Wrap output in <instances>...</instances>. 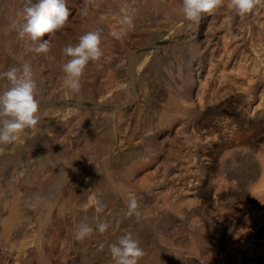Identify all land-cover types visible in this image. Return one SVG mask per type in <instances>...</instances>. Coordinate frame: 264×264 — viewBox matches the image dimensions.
<instances>
[{
	"label": "rangeland",
	"instance_id": "obj_1",
	"mask_svg": "<svg viewBox=\"0 0 264 264\" xmlns=\"http://www.w3.org/2000/svg\"><path fill=\"white\" fill-rule=\"evenodd\" d=\"M23 2L0 0V72L20 67L22 61L32 64L40 91L37 97L40 108L42 104H48L47 109L68 110V123L62 135L65 154L72 156L71 151L75 149L81 154L75 160L74 173L67 175L64 181L69 204L65 212L68 223L64 245L56 247L51 264H114L108 245L115 243L125 231L133 233L144 252L149 249L157 253L156 257L143 256L138 264H252L251 261L264 264V192L257 191L264 178L261 172L264 168V6L239 16L227 7L225 0V4L211 14H202L199 23H195L179 14L181 0H98L100 6L90 8L86 18L80 14L82 0H67L71 15L65 27L59 33L41 38L52 41L51 50L45 55L29 52L28 42L18 39L11 28V23L19 18ZM127 12L133 15V27L121 39L115 40L111 33L119 30L118 22ZM66 27L69 31L73 29L72 34ZM96 28L103 30L101 47L104 56L97 63L90 62L81 77L80 91L86 96L83 105L88 109H81L80 113L77 105L81 100L63 83L62 65L67 58L62 49L77 43L79 36ZM5 85L6 80L0 79V90ZM171 98L178 101L177 106L169 101ZM85 112L92 114L87 116ZM42 136L46 138L44 131ZM86 137L96 140L92 149L85 143ZM98 140H114L107 165L116 168L119 151L128 147V162L134 166L128 164L113 170L110 178L113 185L123 191L127 188V193L125 199L119 197V200L107 201L104 206L100 221L109 224L108 230L104 234L94 232L90 238L76 241L74 231L80 221L79 206L84 200L80 193L89 183L88 172L102 176L106 184L103 190L111 191L99 162L102 148ZM17 174L0 172L3 197L9 198L11 186L29 187L22 184ZM256 174H261V181ZM228 175L234 183L231 184ZM129 194L137 196L138 220L126 215ZM116 220H119L117 225L121 227V233L115 235ZM191 243L195 248L192 252L189 251ZM4 249V246L0 247V264H14L12 256ZM25 255L26 259L18 264H38L34 256Z\"/></svg>",
	"mask_w": 264,
	"mask_h": 264
},
{
	"label": "bare ground",
	"instance_id": "obj_2",
	"mask_svg": "<svg viewBox=\"0 0 264 264\" xmlns=\"http://www.w3.org/2000/svg\"><path fill=\"white\" fill-rule=\"evenodd\" d=\"M22 1V0H21ZM83 1V0H82ZM128 1V0H127ZM132 1V0H130ZM18 2V1H17ZM159 2V1H158ZM125 4V3H124ZM134 4V2H133ZM161 4V3H160ZM130 5V4H129ZM225 6V5H224ZM3 7V6H2ZM164 7V6H163ZM228 7V6H227ZM127 8V7H126ZM165 9V8H164ZM132 10V9H131ZM145 12V11H144ZM11 15V14H10ZM173 15V14H172ZM153 16V15H152ZM81 17V16H80ZM160 17V16H159ZM86 18V17H85ZM157 18V17H156ZM184 18V17H183ZM232 18V17H231ZM82 19V18H81ZM80 19V20H81ZM176 20L175 18H173ZM5 20V19H4ZM153 20V19H152ZM180 20V19H179ZM182 20V19H181ZM186 21V20H185ZM8 22V21H7ZM97 22V21H96ZM99 22V21H98ZM93 23V22H92ZM188 23V22H187ZM191 23V22H190ZM154 24V23H153ZM193 24V23H192ZM68 25V24H67ZM104 25V24H103ZM188 25V24H187ZM196 25V24H195ZM118 26V25H117ZM108 27V26H107ZM144 27V26H143ZM192 27V25H191ZM190 27V28H191ZM197 27V26H196ZM208 27V26H207ZM250 27V26H249ZM172 29L171 27H169ZM67 29V27H66ZM97 29V28H96ZM186 29V28H185ZM184 29V30H185ZM188 29V27H187ZM257 29V28H256ZM69 31V29H67ZM73 29H70V31ZM155 30V29H154ZM175 30V29H174ZM69 31V33H70ZM130 31V30H129ZM136 31V30H135ZM167 31V30H166ZM181 31V30H180ZM192 31V30H191ZM63 32V31H62ZM73 32V31H72ZM75 32V31H74ZM161 32V31H160ZM179 32V31H177ZM228 32V31H227ZM59 33V32H58ZM64 33V32H63ZM67 33V32H66ZM68 33V34H69ZM76 33V32H75ZM168 33V32H167ZM171 33V32H170ZM182 33V32H181ZM67 34V35H68ZM72 34V33H70ZM142 34V33H141ZM7 35V34H6ZM65 35V34H64ZM66 35V36H67ZM185 35V34H184ZM69 36V35H68ZM71 36V35H70ZM160 36V35H158ZM169 36V35H168ZM241 36V35H240ZM57 37V36H56ZM175 37V36H174ZM61 38V37H60ZM68 38V37H67ZM137 38V37H136ZM170 38V36H169ZM192 38V37H191ZM226 38V37H225ZM254 38V37H253ZM43 39V38H42ZM45 39V38H44ZM115 39V38H114ZM165 39V38H163ZM174 39V38H173ZM182 39V37H181ZM180 39V40H181ZM189 39V38H188ZM16 40V39H15ZM54 40V39H53ZM59 40V39H58ZM57 40V41H58ZM116 40V39H115ZM161 40V39H160ZM166 40V39H165ZM56 41V42H57ZM63 41V40H61ZM60 41V42H61ZM154 41V40H153ZM175 41V40H174ZM20 42V41H19ZM52 42V41H51ZM55 43V41H53ZM59 42V41H58ZM172 42V41H171ZM177 42V41H175ZM174 42V43H175ZM180 42V41H179ZM185 42V41H184ZM191 42V41H190ZM207 42V41H206ZM227 42V41H226ZM225 42V43H226ZM14 43V42H13ZM17 43V42H16ZM27 43V42H25ZM115 43H117L115 41ZM120 43V42H119ZM118 43V45H120ZM24 44V43H22ZM66 44V43H65ZM133 44V43H132ZM146 44V43H145ZM149 43H147L148 45ZM192 44V43H191ZM7 45H9L7 43ZM52 45V44H51ZM117 45V44H116ZM180 45V44H178ZM64 46V45H63ZM146 46V45H145ZM185 46V45H184ZM15 47V46H13ZM116 47V46H114ZM134 47V46H133ZM147 47V46H146ZM153 47V46H152ZM244 47V46H243ZM10 48V47H9ZM8 48V49H9ZM18 48V47H17ZM113 48V47H112ZM142 48V47H141ZM162 48V47H161ZM165 48V47H164ZM178 48V47H177ZM190 48V47H189ZM222 48V47H221ZM19 49V48H18ZM117 49V48H116ZM119 49V48H118ZM140 49V48H139ZM158 49V48H157ZM180 49V48H178ZM219 50V49H218ZM234 50V49H233ZM5 51V50H4ZM114 51V50H112ZM136 51V50H135ZM151 51V49H150ZM169 51V50H168ZM22 52V51H21ZM115 52V51H114ZM117 52V51H116ZM115 52V53H116ZM129 52V51H127ZM132 52V51H131ZM156 52V51H155ZM167 52V51H166ZM206 52V51H205ZM136 53V52H135ZM162 53V52H161ZM249 53H251L249 51ZM3 54V53H2ZM120 54V53H119ZM133 54V53H132ZM137 54V53H136ZM139 54V53H138ZM168 54V53H167ZM179 54V53H178ZM176 54V56L178 55ZM185 54V53H183ZM9 55V54H8ZM107 55V54H106ZM111 55V54H110ZM114 55V54H113ZM112 55V57H114ZM148 55V54H147ZM170 55V54H169ZM252 56L254 54H251ZM39 56V55H38ZM37 56V57H38ZM141 56V55H140ZM202 56V55H201ZM200 56V57H201ZM206 56V55H205ZM248 56V55H247ZM40 57V56H39ZM155 57V56H152ZM11 58V57H10ZM26 58V57H25ZM120 58V57H119ZM130 58V57H127ZM16 59V58H15ZM55 59V58H54ZM59 59V58H58ZM112 59V58H111ZM136 59V58H135ZM147 58L144 59V61ZM182 59V58H181ZM200 59V58H199ZM251 59V58H250ZM1 60V58H0ZM13 60V59H12ZM22 60V59H21ZM110 60V59H109ZM108 60V61H109ZM128 60V59H126ZM178 60V58H177ZM256 60V58H255ZM14 61V60H13ZM18 61V60H17ZM30 61V60H29ZM107 61V60H106ZM111 61V60H110ZM125 61V60H124ZM123 61V62H124ZM159 61V60H158ZM58 62V61H57ZM126 62V61H125ZM129 62V61H128ZM179 62V61H178ZM210 62V61H209ZM22 63H25L22 61ZM108 63V62H107ZM134 63V62H133ZM157 63V62H156ZM161 63V62H160ZM224 63V62H223ZM259 63V62H258ZM104 64V63H102ZM128 64V63H127ZM165 64V63H164ZM181 64V63H180ZM203 64V63H202ZM212 64V63H211ZM214 64V63H213ZM212 64V65H213ZM227 64V63H225ZM249 64V63H248ZM152 65V64H151ZM32 66V64H31ZM105 66V65H104ZM103 66V67H104ZM129 66V65H128ZM141 66V64L139 65ZM158 66V65H157ZM183 66V65H182ZM193 66V65H192ZM205 66V65H204ZM55 67V66H54ZM108 67V66H107ZM130 67V66H129ZM159 67V66H158ZM203 67V66H202ZM7 67H5L6 69ZM51 68V67H50ZM53 68V67H52ZM149 68V67H148ZM160 68V67H159ZM167 68V67H166ZM191 68V67H190ZM214 68V67H213ZM224 68V67H223ZM227 68V67H226ZM1 69V68H0ZM88 69V68H87ZM101 69V68H100ZM125 69V68H124ZM130 69V68H129ZM183 69V68H182ZM96 70V69H95ZM106 70V69H105ZM122 70V68H121ZM144 70V69H143ZM201 70V69H200ZM210 70V69H209ZM132 71V70H131ZM140 71V70H138ZM152 71V70H151ZM164 71V70H163ZM166 71V70H165ZM208 71V70H207ZM4 72V71H3ZM44 72V71H43ZM94 72V71H93ZM116 72V71H115ZM126 72V71H125ZM129 72V71H128ZM136 72V71H135ZM155 72V70H154ZM169 72V71H168ZM159 73V71H158ZM196 73V72H194ZM228 73V72H227ZM124 74V73H123ZM136 74V73H135ZM162 74V73H161ZM85 75V74H84ZM83 75V77H84ZM89 75V74H88ZM126 75V74H124ZM141 75V74H139ZM167 75V74H166ZM87 76V75H86ZM195 76V75H194ZM38 77V76H36ZM56 77V76H55ZM116 77V76H115ZM126 76H124L123 79H125ZM200 77V76H199ZM39 78V77H38ZM132 78V77H131ZM186 78V77H185ZM196 78V77H195ZM204 78V77H203ZM208 78V77H207ZM135 79V78H134ZM157 79V78H156ZM256 79V77H255ZM40 80V79H39ZM154 80V79H153ZM201 80V78H200ZM37 81V80H36ZM41 81V80H40ZM123 81V80H122ZM126 81V80H125ZM128 81V80H127ZM203 81V80H202ZM201 81V83H202ZM42 82V81H41ZM99 82V81H98ZM197 82V81H196ZM209 82V81H207ZM105 83V82H104ZM162 83V82H161ZM168 83V82H167ZM42 84V83H41ZM123 84V82H122ZM135 84V83H134ZM224 84V83H223ZM136 85V84H135ZM161 85V84H160ZM195 85V84H194ZM231 85V84H230ZM46 86V85H44ZM204 86V84H203ZM97 87V86H95ZM104 87V86H103ZM133 87V86H132ZM131 88V86H130ZM158 88V87H157ZM205 88V86H204ZM221 88V87H220ZM262 88V87H261ZM194 89V88H193ZM232 89V88H231ZM106 90V89H105ZM127 90V88H126ZM44 91V90H43ZM262 91V90H261ZM40 92V91H39ZM92 92V91H90ZM202 92V91H201ZM135 93V92H134ZM133 93V94H134ZM137 93V92H136ZM213 93V92H212ZM261 93V92H260ZM202 94V93H201ZM55 95V94H54ZM68 95V94H66ZM138 95V94H137ZM183 95V94H182ZM41 96V95H39ZM43 96V95H42ZM131 96V95H130ZM139 96V95H138ZM74 97V96H73ZM77 99H80L81 102L77 105L79 109L86 110L88 109L83 105V99L85 96V93H82L80 91L78 94H76ZM75 97V98H76ZM40 98V97H39ZM70 98V97H68ZM88 98V97H87ZM123 98V97H122ZM127 98V97H126ZM46 99V98H45ZM257 99V98H256ZM48 100V99H47ZM53 100V99H52ZM60 100V99H59ZM68 100V99H67ZM71 100V99H70ZM138 100V99H136ZM147 100V99H146ZM152 100V99H151ZM202 100V99H201ZM204 100V99H203ZM259 100V99H258ZM43 101V100H42ZM49 101V100H48ZM58 101V99H57ZM72 101V100H71ZM93 102L95 101L93 97ZM121 101V100H120ZM132 101V100H131ZM139 101V100H138ZM143 101V100H142ZM172 104L177 106L178 101L175 98H171L169 100ZM47 102V101H46ZM67 102V101H66ZM70 102V101H69ZM118 102V100H117ZM124 102V101H122ZM130 102V101H129ZM135 103V101H133ZM169 102V103H170ZM205 102V101H204ZM43 103V102H42ZM50 103V102H49ZM73 103V102H72ZM89 103V102H88ZM91 103V102H90ZM111 103V102H110ZM115 103V102H114ZM113 103V104H114ZM119 103V102H118ZM197 103V102H196ZM41 104V103H40ZM61 104V103H60ZM58 104V105H60ZM63 104V102H62ZM68 104V103H67ZM94 104V103H93ZM92 104V105H93ZM99 104V103H97ZM132 104V103H131ZM145 104V103H144ZM143 104V105H144ZM193 104V103H192ZM200 104V103H198ZM209 104V103H208ZM46 105L48 104H42L39 114H40V120L38 124L31 129H27L24 131V133L21 135L20 139L13 143L12 145L8 146H0V172H11V173H18L20 181L22 184L26 186V184L29 186L27 188H17L15 186H11L10 189V196L9 198H5L2 195V189L0 188V247L4 246V250H8V254L12 256L13 261H15L14 264H18V261L26 259V255L28 257L34 256L36 260L38 261V264H51V259L53 257V254L56 252V247L60 245H64V234L66 233V225L68 223L67 217H66V208L69 205L68 201L66 199V193L64 190V181L67 179V175H71L74 173L75 167L74 164L76 163L75 160L80 158L81 154L78 149H75L72 152L71 155L65 154V141L62 138L63 132L65 130L66 123V117L69 114L68 110L65 112H62L60 110H56L52 107L47 109ZM54 105V104H53ZM56 105V103H55ZM54 105V106H55ZM91 105V106H92ZM108 105V104H107ZM142 105V106H143ZM184 105V104H183ZM67 106V105H66ZM110 106V105H109ZM135 106V105H134ZM133 106V107H134ZM204 106V104H203ZM56 107V106H55ZM64 107V104L63 106ZM75 107V106H74ZM100 107V106H99ZM104 107V106H103ZM106 107V106H105ZM104 107V110H105ZM121 107V106H120ZM145 107V106H144ZM143 107V108H144ZM148 107V106H147ZM196 107V106H195ZM59 108V107H58ZM57 108V109H58ZM98 108V107H97ZM115 108V107H114ZM127 108V107H126ZM132 108V107H131ZM78 109V110H79ZM120 109V108H119ZM196 109V108H193ZM199 109V108H198ZM80 111V113L82 112ZM95 110V109H94ZM103 110V109H102ZM101 113H103V111ZM121 110V109H120ZM125 110V109H122ZM121 110V111H122ZM146 110V109H145ZM148 110V109H147ZM250 110V109H249ZM89 111V110H88ZM99 111V110H98ZM106 111V110H105ZM112 111V110H111ZM119 111V110H118ZM126 111V110H125ZM196 111V110H195ZM194 111V112H195ZM251 111V110H250ZM113 112V111H112ZM142 112V111H141ZM145 112V111H144ZM150 112V109H149ZM99 113V112H98ZM111 113V112H110ZM155 113V112H154ZM190 113V112H189ZM188 113V114H189ZM198 113V112H197ZM91 112H85V115L91 116ZM100 114V113H99ZM108 115V113H105ZM112 114V113H111ZM141 114V113H140ZM192 114V113H191ZM105 115V116H106ZM113 115V114H112ZM152 115V114H151ZM187 115V114H186ZM135 116V115H134ZM185 116V115H183ZM199 116V114H198ZM96 117V116H95ZM111 117V116H110ZM115 117V116H114ZM145 117V116H144ZM193 117V116H192ZM97 118V117H96ZM114 119V118H112ZM111 119V120H112ZM117 119V118H116ZM184 119V118H183ZM93 120V119H92ZM148 120V119H147ZM228 120V119H227ZM151 121V120H150ZM180 121V120H179ZM93 122V121H92ZM118 122V121H116ZM140 122V121H139ZM177 122V121H176ZM225 122V121H224ZM114 123V122H113ZM111 124V122H110ZM115 124V123H114ZM183 124V123H182ZM188 124V123H187ZM116 125V124H115ZM142 126V125H141ZM188 126V125H187ZM191 127V126H190ZM73 128V127H72ZM95 128V127H94ZM140 128V127H139ZM78 129V128H77ZM103 129V128H102ZM117 129V127H116ZM185 129V128H183ZM96 130V129H95ZM101 130V129H100ZM115 130V129H114ZM139 130V129H138ZM46 134V138L42 136V133ZM46 131V132H45ZM86 131V130H85ZM84 131V132H85ZM142 131V130H141ZM189 131V130H188ZM194 131V130H193ZM224 131V130H223ZM112 132V130H111ZM117 132V131H116ZM222 132V131H221ZM118 133V132H117ZM149 133V132H148ZM49 134V136H48ZM98 134V133H97ZM113 134V133H112ZM142 134H145L144 132ZM209 134V133H207ZM111 135V134H110ZM118 135V134H117ZM139 135V133H138ZM194 135V134H193ZM210 135V134H209ZM245 135V134H243ZM48 136V138H47ZM73 136V135H72ZM120 136V135H119ZM200 136V135H199ZM214 136V135H213ZM238 136V135H237ZM146 137V136H145ZM144 137V138H145ZM177 137V136H175ZM202 137V136H201ZM261 137V136H260ZM174 138V137H173ZM204 138V137H203ZM212 138V137H211ZM237 138V137H236ZM240 138V136L238 137ZM71 139V138H70ZM75 139V138H74ZM117 140V138H115ZM124 139V138H123ZM188 139V138H187ZM186 139V141H187ZM205 139V138H204ZM208 139V138H206ZM121 140V139H120ZM168 140V139H167ZM202 140V138H201ZM257 140V139H256ZM96 140L86 137L85 143L89 144L91 149L94 147V144ZM113 141L114 140H98V144L100 145L101 154L99 155V158L101 161V167L103 174L105 175V180H107V184L110 185L111 191H105L103 190V187L106 185L104 179L102 176L97 177L92 172H88V180L89 183L87 187L85 186L81 190V200L83 202L80 204V221H77L79 224L82 220L86 221L90 225H92L94 228L96 224L101 220L102 213L97 211L98 205L95 203L96 201H99L104 206L106 205L107 201H115L119 200L118 198L121 197L122 199L125 197L127 193V188H124L125 191L119 190L117 187H115L111 181V175L113 173V170L118 168H125L129 164L128 162V147L125 150V147L123 150L119 151V160L118 165L116 168L112 166L107 165V159L110 156V153L112 152L113 148ZM123 141V140H122ZM141 141V140H140ZM170 141V140H169ZM205 141V140H204ZM215 141V140H214ZM219 141V140H218ZM217 141V142H218ZM116 142V141H115ZM163 142V141H162ZM161 142V143H162ZM200 142V141H199ZM209 142V141H208ZM213 142V141H211ZM216 142V141H215ZM221 142V141H220ZM185 143V142H184ZM203 143V142H201ZM96 144V143H95ZM122 144V143H121ZM204 144V143H203ZM166 145V144H165ZM194 145V144H193ZM175 146V145H174ZM249 146V145H248ZM252 146V145H251ZM88 147V146H87ZM193 147V146H192ZM163 150V148H162ZM166 150V149H165ZM146 151V150H145ZM164 151V150H163ZM169 151V150H168ZM223 152V151H222ZM221 152V153H222ZM181 153V152H180ZM224 153V152H223ZM173 154V152H172ZM193 154V153H192ZM247 154V153H246ZM147 156V155H146ZM172 156V155H170ZM186 156V155H185ZM249 156V155H248ZM148 157V156H147ZM161 157V156H160ZM264 157V156H263ZM203 158V157H202ZM166 159V158H165ZM192 159V158H190ZM208 159V158H206ZM218 159V158H217ZM224 159V158H223ZM239 159V158H238ZM167 160V159H166ZM172 160V158H171ZM238 161L237 159H235ZM234 160V161H235ZM242 160V159H239ZM264 160V159H263ZM117 161V160H116ZM162 161V160H161ZM164 161V160H163ZM185 161V160H184ZM201 161V160H200ZM228 161V160H227ZM248 161V160H247ZM90 163V161H88ZM93 162V161H92ZM95 162V161H94ZM158 162V161H157ZM171 162V161H169ZM175 162V161H174ZM186 162V161H185ZM246 162V161H245ZM160 163V162H159ZM158 163V164H159ZM202 163V162H201ZM204 163V162H203ZM206 163V162H205ZM243 163V162H242ZM257 163V162H256ZM163 164V163H162ZM173 164V163H172ZM180 164V162H179ZM194 164V163H193ZM200 163H198L199 165ZM233 164V162H232ZM237 164V163H236ZM253 164V163H252ZM264 166V161H263ZM168 165V164H166ZM181 165V164H180ZM231 165V164H230ZM134 164L130 162L129 167H133ZM190 166V165H189ZM224 166V165H222ZM228 165H226L227 167ZM239 166V165H238ZM251 166V165H250ZM86 167V166H85ZM100 167V166H99ZM164 167V166H163ZM196 167V166H195ZM215 167V166H214ZM230 167V166H229ZM159 168V167H158ZM162 168V167H161ZM174 168V167H172ZM177 168V166L175 167ZM194 168V167H193ZM78 169V168H77ZM86 169V168H85ZM178 169V168H177ZM183 169V168H182ZM235 169V168H234ZM241 169V168H240ZM264 170V168H262ZM264 174V171H262ZM176 170V169H175ZM251 170V169H250ZM253 170V169H252ZM85 171V170H84ZM201 172V171H200ZM226 172V171H225ZM243 172V171H242ZM152 173V172H151ZM182 173V172H181ZM227 173V172H226ZM239 173V172H238ZM249 173V172H248ZM254 173V172H253ZM2 174V173H1ZM167 174V173H166ZM242 174V173H241ZM154 175V174H153ZM164 175V174H163ZM163 175H161L163 177ZM196 175V174H195ZM235 175V174H234ZM232 175V176H234ZM257 175V174H256ZM5 176V175H4ZM152 176V175H150ZM231 176V177H232ZM240 176V175H239ZM245 176V174H244ZM254 176V175H253ZM259 180L261 181L262 176L260 174L257 175ZM74 177V176H73ZM83 177V176H82ZM161 177V178H162ZM171 177V176H170ZM192 178V176H190ZM229 177V175H228ZM248 177V176H246ZM250 177V176H249ZM17 178V177H16ZM185 178V177H184ZM189 178V177H188ZM189 178V179H191ZM194 178V177H193ZM221 178V177H219ZM219 178H217L219 180ZM230 178V177H229ZM257 178V177H256ZM257 178V179H258ZM261 178V179H260ZM75 179V178H74ZM137 179V178H136ZM135 179V180H136ZM164 179V178H163ZM168 179V178H167ZM187 179V177H186ZM188 179V180H189ZM196 179V178H195ZM231 179V178H230ZM228 179V180H230ZM3 180V179H2ZM143 180V179H141ZM161 180V179H160ZM184 182L188 183V181ZM237 180V179H236ZM137 181V180H136ZM148 181V180H147ZM180 181V180H179ZM194 181V180H193ZM191 180V182H193ZM199 181H201L199 179ZM220 181V180H219ZM217 183H220V182ZM225 181V180H224ZM231 184L232 179L230 180ZM5 182V181H4ZM182 182V181H181ZM180 182V183H181ZM215 182V181H214ZM213 182V183H214ZM237 182V181H236ZM255 182V180H254ZM73 183V182H72ZM229 183V181H228ZM250 183V182H249ZM3 184V183H2ZM6 184V183H5ZM4 184V185H5ZM191 184V183H190ZM189 184V185H190ZM230 184V185H231ZM241 184V183H240ZM251 185L253 183H250ZM259 184V183H257ZM256 184V185H257ZM33 185V186H32ZM248 185V184H247ZM73 186V185H72ZM183 186V185H182ZM198 186V185H197ZM212 186H214L212 184ZM175 187V186H174ZM200 187V186H199ZM219 187V186H218ZM7 188V187H6ZM173 188V187H172ZM170 188V190H174ZM183 188V187H182ZM181 188V190H182ZM189 188V187H188ZM73 189V188H71ZM161 189V188H160ZM178 189V187L176 188ZM194 189V188H193ZM180 190V191H181ZM186 190V189H184ZM188 190V189H187ZM216 190V189H215ZM4 191V190H3ZM8 191V190H7ZM73 191V190H72ZM134 191V190H133ZM141 191V190H139ZM178 191V190H177ZM191 191V190H189ZM259 193L264 192V178L263 181L260 182V185L258 187ZM126 192V193H125ZM130 192V191H129ZM216 192V191H215ZM148 193V192H147ZM164 193V192H163ZM188 193V192H187ZM258 192H256L257 194ZM5 194V193H4ZM73 194V193H72ZM145 194V193H144ZM152 195V193L150 192ZM172 194V193H170ZM176 194V193H175ZM181 194V193H180ZM232 194V193H231ZM241 194V193H240ZM6 195V194H5ZM179 195V193H178ZM184 195V194H183ZM252 195V194H251ZM78 196V195H77ZM176 196V195H175ZM214 196V195H213ZM75 197V196H74ZM182 197V196H181ZM203 197V196H202ZM264 197V196H263ZM142 198V196H141ZM180 198V197H179ZM184 198V197H183ZM261 198V197H260ZM74 199V198H73ZM125 199V198H124ZM252 200V199H251ZM250 200V201H251ZM218 201V200H217ZM259 201V200H258ZM124 202V200H123ZM122 202V203H123ZM213 202V201H212ZM75 203V202H74ZM251 203V202H250ZM256 203V202H255ZM120 204V203H119ZM127 204V203H126ZM198 204V203H197ZM73 205V203L71 204ZM111 205V204H110ZM147 207V206H146ZM105 208V207H104ZM103 208V209H104ZM238 209V208H237ZM166 210V209H165ZM248 210V209H247ZM105 211V210H104ZM243 211V210H242ZM69 212V211H68ZM146 213V212H145ZM171 213V212H170ZM244 213V212H243ZM76 214V213H75ZM114 215V214H113ZM257 215V214H256ZM112 216V215H111ZM243 216V215H242ZM250 217V216H249ZM178 218V217H177ZM243 218V217H242ZM254 218V217H253ZM70 219V218H69ZM196 220V219H195ZM240 220V219H239ZM101 222V221H100ZM232 222V221H231ZM252 222V221H250ZM119 223V220H116V234L121 233V227L117 225ZM150 224V222H149ZM253 224V223H252ZM74 225V224H73ZM148 225V224H147ZM197 225V224H196ZM238 226V225H237ZM242 226V225H241ZM250 226V225H249ZM157 227V226H156ZM195 227V226H194ZM139 228V227H138ZM141 228V227H140ZM139 228V229H140ZM155 228V227H154ZM236 229V228H235ZM73 231V230H72ZM139 232V230H138ZM232 232V231H231ZM249 232V231H248ZM243 233V232H242ZM246 233V232H245ZM73 234V233H72ZM138 234V233H137ZM218 235V234H217ZM98 237V236H97ZM138 237V236H137ZM218 237V236H217ZM225 237V236H224ZM72 241V240H71ZM235 241V240H234ZM238 241V240H237ZM157 242V241H156ZM163 242V241H162ZM210 242V241H208ZM167 245H170L169 242H164ZM212 243V242H211ZM257 243V242H256ZM262 243V242H261ZM68 244V243H67ZM156 244V243H155ZM248 244V243H247ZM70 245V244H69ZM72 245V244H71ZM184 245V244H183ZM189 245V244H187ZM261 245V244H260ZM174 246V245H173ZM196 247V245H195ZM73 248V247H72ZM236 248V247H235ZM76 249V248H75ZM88 249V248H87ZM165 249V248H164ZM237 249V248H236ZM246 249V248H245ZM195 248L192 245V243L189 246V251H194ZM226 250V249H224ZM229 250V249H228ZM256 250V249H255ZM1 251V250H0ZM72 251V250H71ZM77 251V250H76ZM75 251V252H76ZM163 251V250H162ZM161 251V252H162ZM239 251V250H238ZM74 252V253H75ZM92 252V251H91ZM177 252V251H176ZM182 252V251H181ZM244 252V251H243ZM144 258L145 256H152L156 257L157 253L152 250H146L144 252ZM222 253V252H221ZM239 253V252H238ZM245 253V252H244ZM243 253V254H244ZM248 253V252H247ZM261 253V252H260ZM181 254V253H180ZM219 254V253H218ZM246 254V253H245ZM258 255V254H254ZM182 256V255H181ZM247 256V254H246ZM253 256V254H252ZM263 256V255H262ZM222 257V256H221ZM220 257V258H221ZM243 257V255H242ZM249 257V256H248ZM193 258V257H192ZM262 258V257H261ZM7 259V258H6ZM175 258H173L174 260ZM258 259V258H257ZM65 260V259H64ZM242 260V259H241ZM253 260V259H252ZM4 261V260H3ZM6 261V260H5ZM165 261V260H164ZM259 261V259H258ZM221 262V261H220ZM260 262V261H259ZM225 263V262H224ZM250 263V262H249ZM252 264H255L254 261H251ZM4 264V263H3ZM78 264V263H77ZM248 264V263H247ZM257 264V263H256ZM262 264V261H261Z\"/></svg>",
	"mask_w": 264,
	"mask_h": 264
},
{
	"label": "clouds",
	"instance_id": "obj_3",
	"mask_svg": "<svg viewBox=\"0 0 264 264\" xmlns=\"http://www.w3.org/2000/svg\"><path fill=\"white\" fill-rule=\"evenodd\" d=\"M223 4L225 0H181L178 11L186 20L199 23L202 14H211ZM99 6L98 0H83L80 14L87 17L90 8ZM227 6L237 15L245 16L253 13L257 6H264V0H227ZM70 15L67 0H24L19 18L11 23V28L18 39L28 42L29 52L46 55L51 50V41L41 38L62 30ZM118 23L119 30L111 33L115 39H121L133 27V15L125 13ZM102 37V29L90 30L79 36L77 43L63 47L62 54L67 58L62 65L63 83L72 94L80 92L81 77L89 63H97L104 56ZM0 79L6 80V85L0 90V146H8L18 141L25 130L38 124L39 90L33 68L28 62L0 72ZM95 203L98 205L97 211L102 212L104 205L99 201ZM126 206L127 217L138 220L140 211L135 194H129ZM108 228L109 224L105 222L97 223L94 228L82 220L76 226L74 239L84 241L94 232L104 234ZM108 251L114 264H138L145 254L131 231H125L115 243L109 244Z\"/></svg>",
	"mask_w": 264,
	"mask_h": 264
}]
</instances>
